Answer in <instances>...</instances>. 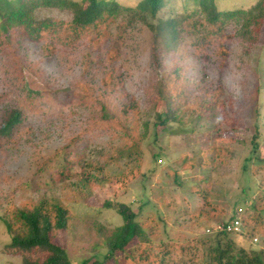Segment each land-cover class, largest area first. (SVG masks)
<instances>
[{"label": "rangeland", "instance_id": "obj_1", "mask_svg": "<svg viewBox=\"0 0 264 264\" xmlns=\"http://www.w3.org/2000/svg\"><path fill=\"white\" fill-rule=\"evenodd\" d=\"M116 1L138 11L141 0ZM259 1L219 0V8L247 10ZM194 10L199 11L194 0H167L157 18L148 21L125 10L106 33L80 39L74 47L57 44L49 55L43 51L44 41L23 37V51L41 68L39 73L23 69L27 84L33 91L53 93L61 115L31 116L25 135L0 148V264L22 261L20 254L6 250L11 237L5 221L11 219L12 208L44 195L60 198L73 214L75 228L59 233L55 241L74 264L94 256L102 259L105 233L122 225L121 215L106 207V201L130 205L140 220H148L147 229L157 231L154 245L169 239L179 243L173 255L178 261H189L187 250L195 246V237L233 216L246 219V230L256 231L231 237L264 253V21L257 41L244 44L236 35L242 17H232L220 28L195 15L177 27V46L171 50L148 23L187 17ZM39 15L72 19L70 11L57 8L40 10ZM123 17L130 23L117 28ZM195 21L206 25L192 27ZM221 45L228 50L225 60L216 54ZM112 50L116 57L109 54ZM5 62L0 51V92L8 87ZM178 65L185 90L203 95L220 88V104L197 118L187 109L181 122L159 126L156 132V113L166 108L159 81ZM110 71L114 111L128 108L137 114L141 129L149 124L139 160L111 159L123 144L122 131L87 126L94 106L88 104L84 87L104 90ZM67 163L71 176L61 180L58 169ZM83 172L91 175V184L80 182ZM200 182L209 199V220L196 214L203 205L197 193ZM118 264L128 263L118 255Z\"/></svg>", "mask_w": 264, "mask_h": 264}, {"label": "trees", "instance_id": "obj_2", "mask_svg": "<svg viewBox=\"0 0 264 264\" xmlns=\"http://www.w3.org/2000/svg\"><path fill=\"white\" fill-rule=\"evenodd\" d=\"M167 0H141L137 5L138 11L126 7L116 0H0V51L6 55L3 72L8 87L0 92V148L14 143L25 135L26 125L30 117L40 115L48 118L58 112L59 104L51 92L33 91L29 88L23 69L39 73V62L32 61L23 51V37L44 41L43 51L52 54L57 50V44L74 47L80 39H89L95 33H106L112 24L117 22L123 11H129L133 16L143 14L145 21L155 19ZM198 10H194L187 17H167L159 19L157 23L150 22L158 36L162 37L164 46L171 50L177 46V27L184 21L201 14L209 25L224 27L232 17H242L243 21L236 35L244 44L257 41L261 25L264 21V0H260L250 9L221 10L219 0H194ZM61 9L72 13L70 21L54 19L39 15L40 10ZM131 20L123 17L117 28L127 26ZM199 24V25H198ZM205 26L203 21H195L192 27ZM21 34H18V32ZM60 32V33H59ZM221 44L223 41L220 42ZM200 47V46H198ZM116 57L114 50L109 53ZM157 52L155 51V56ZM216 54L225 60L228 50L219 46ZM157 59V58H155ZM112 72L104 77L105 89L96 92L97 86L87 84L84 90L86 100L92 104L93 114L87 123L90 129L115 128L122 131L123 144L111 159H138L141 157L142 144L147 138L149 124L144 123L143 129L136 121L137 114L125 111H114L111 102L112 86L110 84ZM185 79L181 65L176 66L169 78L161 77L159 81V95L165 102L166 108L156 113L154 128L162 126L166 129L173 122H181L187 109L192 110V116L197 118L207 112V109L218 106L217 93L193 95L185 90ZM96 102H102L95 106ZM191 103V104H190ZM191 106L188 107V106ZM205 108V109H204ZM110 110L113 114L107 112ZM131 121V124L128 122ZM143 130V131H142ZM158 137L155 133V139ZM158 161L159 155L155 154ZM61 180L71 176V168L67 163L58 169ZM81 175V183L91 184V175L85 172ZM75 176V174H74ZM206 188L200 182L197 193L201 196L203 205L196 214H203L210 219L208 213L209 199L203 193ZM203 193V194H202ZM256 202V200H255ZM108 208L115 209L122 217L123 223L105 233L106 253L102 259L97 256L83 259L78 264H118V255L127 260L128 264H264L262 251L250 250L238 245L232 234L217 230L220 222L213 231L195 237L193 249H189V261L173 259L179 243L174 240L162 241L154 245L157 231L148 228V220H140L139 212L125 203L106 201ZM201 211V212H200ZM238 218L233 216L227 223ZM164 218L161 217V221ZM240 219V218H239ZM257 220L258 217H255ZM241 220V219H240ZM246 222V219H244ZM243 220L242 234L253 233L255 228L245 229ZM7 231L11 237L6 246L8 252L20 254L21 264H74L65 247L55 241L59 233L67 234L75 228V220L69 207L56 197L44 195L38 199H29L21 207H13L11 219L5 221ZM150 225V224H149ZM182 254V255H181ZM180 256H185L183 252Z\"/></svg>", "mask_w": 264, "mask_h": 264}, {"label": "built area", "instance_id": "obj_3", "mask_svg": "<svg viewBox=\"0 0 264 264\" xmlns=\"http://www.w3.org/2000/svg\"><path fill=\"white\" fill-rule=\"evenodd\" d=\"M217 230L226 231L232 235H240L242 234V223L239 218H235L230 222L221 223L217 226Z\"/></svg>", "mask_w": 264, "mask_h": 264}]
</instances>
